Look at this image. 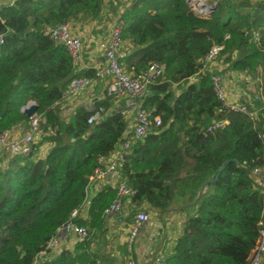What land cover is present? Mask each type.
Returning <instances> with one entry per match:
<instances>
[{
    "label": "trees",
    "instance_id": "obj_1",
    "mask_svg": "<svg viewBox=\"0 0 264 264\" xmlns=\"http://www.w3.org/2000/svg\"><path fill=\"white\" fill-rule=\"evenodd\" d=\"M214 1L216 10L200 16L188 0H0V133L30 125L22 108L31 101L42 116L32 152L7 156L0 165V264H105L93 243L107 231L105 211L117 188L104 186L87 203L88 190L124 141L128 120L105 92L92 97L104 110L98 121L89 124L93 112L83 106L64 114L70 82L98 80V70L80 69L45 30L68 22L100 24L106 6L124 23L125 70L141 75L155 64L164 69L139 100L162 125L134 143L121 164V177L134 191L126 200V222L145 205L162 216L184 211L166 264H250L264 212V186L252 175L264 164V119L219 111L213 74L203 67L210 50L223 45L227 69L264 71V0ZM260 97H254L257 107L263 106L264 85ZM224 120L228 124L209 131ZM233 158L238 163H229L202 191ZM75 210L88 237L38 262Z\"/></svg>",
    "mask_w": 264,
    "mask_h": 264
},
{
    "label": "built area",
    "instance_id": "obj_2",
    "mask_svg": "<svg viewBox=\"0 0 264 264\" xmlns=\"http://www.w3.org/2000/svg\"><path fill=\"white\" fill-rule=\"evenodd\" d=\"M13 4L16 0H7ZM195 13L202 16H207L208 9L204 6L208 4L206 0H188ZM214 2V1H213ZM124 23L116 20L111 28L109 38L104 49L105 66L101 71H98L99 78L107 77L108 83L104 92L115 99L116 107L128 120V128L124 134V141L118 146L114 153L104 161V168L97 169L95 175L91 178V185L100 180H108L117 188V198L111 206L105 211L108 220L122 221L129 233V246L132 248V243L146 228L151 220L150 214L143 210L132 217L130 223L126 222L128 217L125 206L127 199L131 198L134 191L129 188L121 177V164L125 157L130 154L132 145L138 141L143 140L153 126H161L162 120L159 115H154L152 110H147L141 107L139 100L145 95L147 86L152 80L163 72V66L155 64L150 67L147 74L133 75L125 70L121 65L120 57L122 56V40L121 34ZM45 34L50 36L57 43L63 44L74 61L80 66L84 60V44L81 36L77 33V28L70 22L50 27L45 30ZM256 41L260 40V34L255 33ZM224 50L223 45L214 46L204 60V70L211 72L214 90L221 102L219 111H231L247 114L252 120L264 119V100L263 106L257 107L254 104L251 106L231 101L228 98V90L226 85V70L228 64L225 63V56H222ZM192 78L191 81H195ZM96 85V80L88 77H76L70 84L65 96V101L62 105L64 114L68 107L74 106V102L80 94L88 90H92ZM260 99V95L256 96ZM87 111L93 112L88 123L92 124L98 121L104 110L97 108L94 98H90L87 102L82 104ZM76 107H74L75 109ZM73 109V111H74ZM73 113V112H72ZM29 131L24 136L16 137L11 134V131L0 133V153L4 151L11 155H29L32 152V146L35 142V137L38 136L39 123L42 116L38 113L30 118ZM228 124L227 120L215 122L209 128L212 131L215 128L223 127ZM1 154V155H2ZM252 175L257 182L264 186V164L258 165L252 170ZM102 189V188H101ZM99 192V191H98ZM89 199H87V203ZM81 215V211L75 210L72 213L71 219L57 230L56 235L48 242L46 250L42 254L54 253L60 251L63 241L70 237H74L76 242L84 241L88 235V228L79 225L75 219ZM260 238L257 247L253 251L250 264H264V212L260 222ZM168 252L165 250L158 251L151 259L140 263L134 258H129L126 264H166Z\"/></svg>",
    "mask_w": 264,
    "mask_h": 264
},
{
    "label": "crops",
    "instance_id": "obj_3",
    "mask_svg": "<svg viewBox=\"0 0 264 264\" xmlns=\"http://www.w3.org/2000/svg\"><path fill=\"white\" fill-rule=\"evenodd\" d=\"M213 1L214 0H206L208 4ZM116 20L115 18L114 21ZM99 25L101 24L93 22L82 25L81 27H76L77 33L81 36L84 44V60L79 66L80 69L93 68L101 71L105 66L104 49L110 31L106 34H100L99 32L94 34V30H99ZM225 74L228 98L235 102L253 104L254 97L256 98L257 94H255V92L253 93V84L250 81L251 78L247 75L248 73L227 69ZM107 83V77L96 80L95 87L92 90L80 94L75 100L74 106L65 109V114H72L74 107L81 106L94 95L102 96ZM261 90L263 92V87ZM20 129L21 127L12 130L11 134L16 136ZM107 185H112V183L108 180H100L93 183L88 190L89 201L101 190V188ZM144 207V210L150 214L151 220L142 233L135 239L132 248L128 251L126 250V245L127 242H129V233L122 219L118 221L110 219L107 221L106 233L100 236L101 240L97 238L93 243V250L101 256V262L105 264H126L127 260L132 257L136 261L143 263L151 259L160 250H165L168 253L172 252L176 240L181 235L187 213L173 210L162 216L149 206L145 205ZM127 208L128 207L125 206V211H127ZM75 243V238L70 237L62 242L60 250H71ZM56 253L57 252H54L52 254ZM46 256L47 254H40L37 261H43Z\"/></svg>",
    "mask_w": 264,
    "mask_h": 264
},
{
    "label": "rangeland",
    "instance_id": "obj_4",
    "mask_svg": "<svg viewBox=\"0 0 264 264\" xmlns=\"http://www.w3.org/2000/svg\"><path fill=\"white\" fill-rule=\"evenodd\" d=\"M109 7L106 6V12L104 13L103 15V19H102V22L100 23L101 25H99V30H94L93 33L95 34L96 32H99L100 34H106L108 31H111V28L113 27L115 21L114 19L117 18L114 16V14L112 12H110V10L108 9ZM118 12H120V10H117ZM109 23H110V26H109ZM122 49L121 48V52H122ZM126 50V48H125ZM122 65V63H121ZM250 78H251V82H252V89H253V93L255 92V94L257 95H260L262 93V87L264 85V71H257L255 73H249L247 74ZM21 129L19 132H17L16 134V137H22L24 136V134H26L28 131H29V125H23V126H20ZM38 140V137H35V143L37 142ZM47 147V145L43 146L42 149H45ZM2 153H0V165L4 166L6 161L5 160V157H7V153L4 151V153L1 155ZM102 236V235H100ZM100 236H98V239H100ZM101 240V239H100ZM129 242H127V245H126V250L128 251L130 248L129 246ZM133 244V243H132Z\"/></svg>",
    "mask_w": 264,
    "mask_h": 264
},
{
    "label": "water",
    "instance_id": "obj_5",
    "mask_svg": "<svg viewBox=\"0 0 264 264\" xmlns=\"http://www.w3.org/2000/svg\"><path fill=\"white\" fill-rule=\"evenodd\" d=\"M216 6H217V2L214 1L212 3L206 4L204 7L208 9V14H211L212 12H214L216 10ZM199 15L202 16V13H200ZM38 109L39 108H38V105L36 104V102L31 101L25 107L22 108V113L24 115H26L27 117L31 118V117L35 116L38 113ZM231 162L238 163V159L237 158H233V159H229L226 162H224V164L213 175V177L205 182V184L202 186L201 190L203 191L206 186L213 185L216 182V180L218 179V177L220 176V174L227 168L228 164L231 163ZM120 219H123V217H120Z\"/></svg>",
    "mask_w": 264,
    "mask_h": 264
}]
</instances>
